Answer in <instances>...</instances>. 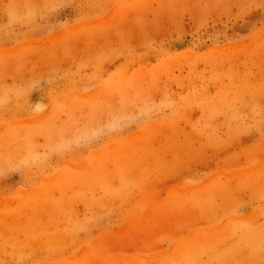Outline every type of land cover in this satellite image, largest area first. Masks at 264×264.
<instances>
[{
    "label": "rangeland",
    "instance_id": "1",
    "mask_svg": "<svg viewBox=\"0 0 264 264\" xmlns=\"http://www.w3.org/2000/svg\"><path fill=\"white\" fill-rule=\"evenodd\" d=\"M0 264H264V0H0Z\"/></svg>",
    "mask_w": 264,
    "mask_h": 264
}]
</instances>
